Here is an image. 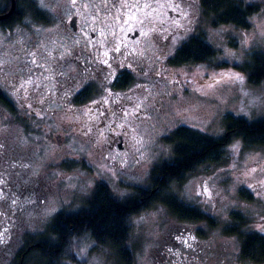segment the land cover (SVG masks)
I'll return each mask as SVG.
<instances>
[{
  "label": "rangeland",
  "instance_id": "374dc122",
  "mask_svg": "<svg viewBox=\"0 0 264 264\" xmlns=\"http://www.w3.org/2000/svg\"><path fill=\"white\" fill-rule=\"evenodd\" d=\"M54 1L47 0V4ZM137 1L127 12L108 11L112 9L100 1L103 12L98 8L90 19L94 26L107 24L119 32L129 26L149 33L147 37L141 34L139 44L145 67L137 84L142 88L138 100L143 110L140 119L108 120L93 129L91 123L76 116L11 120L10 114L0 107V141L5 145L0 154V174L7 180V190L3 193L6 199L0 200V264H15L32 236L46 233L59 211L79 210L96 184H106L121 199L132 195L136 186L150 188L156 166L172 157V146L165 138L176 128L189 126L220 137L229 114L249 120L264 119V81L252 84L241 70L254 52L264 51V0H250L262 6L248 29L231 24L214 25L200 0ZM174 3L179 4V10L173 11ZM150 4L155 6L154 14L148 12ZM60 8L64 13L69 9L66 3ZM91 9L89 5L88 10ZM181 10L186 17L180 14ZM133 15L135 19L130 18ZM141 20L143 23H139ZM32 23L27 19L13 30L0 27L3 29L0 86L5 91H14V84L28 79L27 69L34 73L33 83L41 75L31 63L39 53L30 50V34L45 39L50 34L64 32L62 24L53 30ZM220 30H225L222 37L216 35ZM199 34L215 48L216 55L199 64H173L172 58L182 44ZM33 52L35 57L30 55ZM225 56L227 59H223ZM219 73L239 74L244 83L230 82ZM42 76L48 78L47 74ZM17 97L23 116L29 112L41 114L34 105L24 110L18 94ZM119 124L130 127L141 143H132L127 135L124 150L111 148L114 141L110 130L122 133L116 127ZM119 141L116 138V144ZM237 143L239 149L232 151ZM141 153L143 160L139 159ZM13 164L16 166L10 167ZM21 164L29 168L20 167ZM252 168L256 169L255 173L244 175ZM33 171L37 175L33 176ZM260 180H264V146L246 148L241 139L233 140L223 160L200 165L184 182L170 184L168 191L174 195L180 193L187 205L205 211L216 225L178 219L165 204L153 203L131 218L128 245L133 252V264H254L241 260L239 236L228 235L225 229L233 223L234 213H243L252 218L248 229L260 232L264 198L244 186L245 183L258 186ZM205 186L211 192L210 198L196 195ZM243 191L251 192L253 199L243 197ZM185 192L192 200H188ZM13 198L17 201L15 205L11 204ZM60 264H121V259L112 246L84 235L73 238Z\"/></svg>",
  "mask_w": 264,
  "mask_h": 264
},
{
  "label": "trees",
  "instance_id": "16d2710c",
  "mask_svg": "<svg viewBox=\"0 0 264 264\" xmlns=\"http://www.w3.org/2000/svg\"><path fill=\"white\" fill-rule=\"evenodd\" d=\"M214 25L231 24L248 29L252 26V17L261 11L258 3L244 8V15L234 10L236 0H200ZM7 6L8 12L12 0H0V8ZM243 7V6H242ZM4 12V13H6ZM38 6L33 0H16V9L11 17L0 21V27L13 30L25 24L29 18H36ZM3 14V13H2ZM216 55L215 48L203 34L195 35L178 49L172 59L173 64H198L207 62ZM247 74L248 81L260 84L264 81V51H256L250 61L241 68ZM235 139H241L246 148L264 146V119L249 120L245 117L229 114L226 117L225 132L220 137L204 133L189 126L176 128L165 140L172 146V157L156 166L154 179L163 175L161 190L153 192L151 197H140L136 192L127 198L115 197L111 189L103 183L95 190L77 211L62 210L55 214L46 233L32 236L18 255L15 264H60L65 257L67 247L74 237L89 235L97 243L112 246L118 252L121 264H133L134 257L128 245L133 215L147 209L153 203H163L173 216L181 220L207 222L215 226L216 221L205 211L187 205L178 207L179 200L169 194L170 184L184 182L197 167L209 162H219L225 157L227 147ZM243 197L253 199L251 192L243 191ZM233 223L225 231L228 235H237L241 240L240 258L243 262L264 264V233L250 231L252 218L243 213L232 215Z\"/></svg>",
  "mask_w": 264,
  "mask_h": 264
},
{
  "label": "flooded vegetation",
  "instance_id": "af4514ba",
  "mask_svg": "<svg viewBox=\"0 0 264 264\" xmlns=\"http://www.w3.org/2000/svg\"><path fill=\"white\" fill-rule=\"evenodd\" d=\"M100 1L104 6H109L112 10L108 11L111 12L113 10L127 12L138 3L137 0H76L73 6L70 0H55L48 4L47 9L38 8L36 18H29L33 22L32 25L42 26L45 29L54 30V27L62 24L64 32L50 34L45 39L40 35L30 34V50L39 53L35 60L49 69L44 72L43 68H37L38 73L43 72L48 78L45 79L39 74L33 85L27 86L26 92L23 89L21 92H16L19 85L15 84L14 91H5L2 87L6 95H0V107L10 114L11 120H25V118L42 120L49 115L61 119L65 116H76L83 117L91 123L93 129H96L97 124L100 125L108 120L120 122L130 117L140 119L143 110L139 107L138 100L142 88L137 84L142 78V68H145L144 54L142 47L139 46L141 30L138 28L132 30L126 26L119 32L111 29L107 24L99 26L91 24L90 16L93 18L97 14V9L103 7ZM64 3L69 8L66 13L60 8ZM89 5H92L91 11L88 10ZM102 9L100 8L99 11ZM147 9L149 14L155 13L154 5H148ZM69 12L71 15L68 14ZM127 14L130 12L126 13V16ZM177 16H180L179 13ZM73 19L76 20L79 31L71 27ZM65 24H68V27H65ZM174 28L171 26L172 30ZM101 30L104 32L101 33ZM111 30H114L113 33L110 32ZM160 33L163 36L164 31ZM117 44L120 46V52L113 51ZM105 52L108 53L106 57ZM49 53L51 55H48ZM61 55H64L63 59H60ZM105 59L111 64V68L103 63ZM118 64H123L124 67H117ZM34 66L36 69V65ZM109 73L114 74L110 81L105 79ZM17 94L21 98L20 103L24 110H30V105H34L40 108L41 114L29 112V115L23 116L18 106ZM53 105L58 108L52 107ZM111 127L114 128L115 125ZM112 128L110 134L114 144L113 142L111 144L114 146H110L111 148L124 150L127 135L131 137L132 143L136 142L133 140L135 135L130 127L120 128L122 133H114ZM116 138L120 140L117 144ZM163 179V175L159 180L153 178L150 188L154 193L161 190ZM134 189V193L141 194L140 197L149 198L152 195L147 193L149 188L142 185ZM113 195L117 197L116 194Z\"/></svg>",
  "mask_w": 264,
  "mask_h": 264
},
{
  "label": "snow or ice",
  "instance_id": "6c2138e0",
  "mask_svg": "<svg viewBox=\"0 0 264 264\" xmlns=\"http://www.w3.org/2000/svg\"><path fill=\"white\" fill-rule=\"evenodd\" d=\"M33 3H35L38 8L40 9H47L48 8V4H47V0H33ZM70 3L75 6L76 4V0H70ZM243 6V7H242ZM13 7H15V3H14V0H13ZM173 7V11H177L179 10L180 6L178 3H174V5H172ZM253 7V5L250 3V0H236V3L234 5V10H239L241 12V15H244V8H251ZM7 11V6L3 7V8H0V14L4 13ZM69 15H71V13L69 12L68 13ZM180 14L181 15H184L186 17V14L183 10L180 11ZM131 19H135V16H131L130 17ZM127 23V21H126ZM139 23H143V21H139ZM65 27H68V24H65ZM71 27L72 28H76L78 31H79V28L77 26V22L75 19H73L71 21ZM154 30V29H153ZM129 31H131V29H129ZM225 30H220L216 33V35L218 37H222L223 36V32ZM3 34V29H0V35ZM142 34L143 36L147 37L149 35L148 32H142L140 33ZM9 36H11V33H8ZM139 35V34H138ZM76 43H79V41H76ZM245 44H247V41L245 40L244 42ZM114 52H120V46L119 44H117L114 49H113ZM32 57H35L36 53L33 52L30 54ZM48 55H51V53H49ZM108 55L107 52L104 53V56L106 57ZM64 58V55H61L60 56V59H63ZM223 59H227V56L223 57ZM31 63L36 65L37 68H43L44 69V72H47L49 69L45 67V65L43 63H37V61L35 59H32L31 60ZM104 64H108V61L105 59L103 61ZM108 67L111 68V64H108ZM117 67H124L123 64H118ZM130 67V65L128 66ZM28 73H29V78L26 79L23 83H20L19 84V87L16 88V92H20L21 89H23L25 92L27 91V86L28 85H32L33 84V80L31 79V76L34 74L32 72V69H27ZM44 73L42 72L41 75H43ZM113 73H109L107 77H105L106 80H111L113 78ZM221 78H224V77H227L228 80L230 82H233V83H237V84H243L244 83V78L239 75V74H236V73H219L218 74ZM217 83H219V81H217ZM37 87H38V84H37ZM208 87H213V85H209ZM0 95H6V93L4 92L3 88L0 87ZM117 127L119 128H123L124 125L123 124H120L118 125ZM113 131H115L113 129ZM133 140H136V137L133 136ZM136 143L137 144H140L141 141L139 140H136ZM121 145L123 146V142L121 141ZM4 143L2 141H0V154L3 153V150H4ZM239 149V144H234L233 147H232V151H237ZM138 151H140V149L138 148L137 149ZM140 160H143L144 157H143V153H141V156L139 158ZM16 165H10V167H15ZM20 167H23V168H29V165L27 164H21ZM256 172V169L255 168H252L250 169L249 173H245L244 175H250L251 173H255ZM33 176L37 175V173L35 171H33L31 173ZM25 183H27V176L25 177ZM245 187H247L248 189H250L252 191V193H254L255 195L257 196H260L261 198H264V180H260L258 182V186H254L253 184L251 183H245L244 185ZM7 190V180H6V177L3 175V174H0V200H3V199H6V197L3 195V193ZM130 195V194H129ZM188 200H192V197L189 193L185 192L184 194ZM197 196H205L207 195L209 198L211 197V192L208 190V188L205 186L204 187V191L203 192H197L196 193ZM174 199L175 200H179L180 203L178 204V207H184L186 206L185 205V202H184V197H182L180 195V193H176L175 196H174ZM17 203L16 199L13 198L11 199V204L15 205ZM226 207V205H225ZM192 211H195V208H191ZM52 212L54 213L55 212V209H52ZM261 224L258 228V231L264 233V216H262L261 218ZM71 250V249H70ZM77 255H80V253H77Z\"/></svg>",
  "mask_w": 264,
  "mask_h": 264
},
{
  "label": "water",
  "instance_id": "95a60500",
  "mask_svg": "<svg viewBox=\"0 0 264 264\" xmlns=\"http://www.w3.org/2000/svg\"><path fill=\"white\" fill-rule=\"evenodd\" d=\"M14 3H15V7H13V0H12L11 9L8 12H6V13L0 14V21L6 20V19H8L9 17L12 16V14L14 13V11L16 9V0H14Z\"/></svg>",
  "mask_w": 264,
  "mask_h": 264
}]
</instances>
